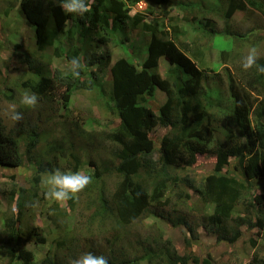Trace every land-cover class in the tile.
<instances>
[{
    "label": "trees",
    "instance_id": "obj_1",
    "mask_svg": "<svg viewBox=\"0 0 264 264\" xmlns=\"http://www.w3.org/2000/svg\"><path fill=\"white\" fill-rule=\"evenodd\" d=\"M18 1L23 21L35 32L38 49H52L51 55L56 58L70 61L78 56L82 61L93 42L107 45L113 41L116 32L122 30L118 29L119 25L132 31L141 29L143 35L151 36L144 61L137 59L132 64L120 59L113 66L108 64L112 56L106 61L113 102H106V106L117 113L119 123L108 133L90 134L87 138L89 151L107 147L111 163L97 164L91 160L94 170L88 174L92 176V183L77 199L68 200L67 211L60 206L53 207L52 219L56 224L78 212V216L74 215L76 226L72 231L67 230L66 237L61 239L69 237L68 253L63 260L77 258L78 253L94 252L106 256L109 264H210L195 254L199 226L217 235L218 243L229 246L241 239L243 226L264 230V74L257 73L255 68L245 71L241 67L246 48H257L264 38L254 30L241 33L230 27L236 15H244L247 9L264 15V0H152L158 6L156 9L147 7L134 14L133 8L146 0H87L90 11L83 17L66 13L59 0ZM171 10L183 14V25L171 16ZM216 16L226 22L223 33L232 38L230 50L214 48L213 42L219 34ZM69 22L72 26L67 30ZM213 52L217 64L232 62L233 69L226 68L221 79L218 72L209 70V66L208 70L205 68ZM162 58L172 66L166 77L158 71ZM258 63L264 65V54H259ZM8 70L10 67L4 66L0 83L7 85L12 80V71ZM85 71L88 69L82 68L80 76L73 78L70 72L63 74L55 70L43 74L38 67L25 68V75L18 83L23 91L30 90L40 101L46 99L67 106L79 87L99 86L93 79L83 80ZM14 85L13 90L7 88L11 94H6V98L10 101L16 97L18 84ZM157 88L167 97L162 106L153 102ZM99 91L102 93L101 86ZM158 128L165 131L161 139L152 136ZM76 131L83 133L79 127ZM218 132L224 140L217 137ZM31 133L34 137L40 135L37 127ZM20 138L19 132L7 133L0 125V168H20L24 155L31 156L35 146L26 142L28 147L23 154ZM67 139L70 140L67 137L64 142H54L50 151L55 150L57 155L42 161L46 164L37 169L36 184L48 171L56 168L68 171L61 165V155L68 160L77 145ZM200 155L214 156L216 163L214 171L205 174L203 181L195 185L188 169L197 164ZM231 159L236 161L234 173L229 170ZM77 167L73 166L74 170ZM192 191L196 202H192ZM18 196V212L6 216L1 224L0 261H5L3 264H69L59 260L56 251H51L53 254L43 262H37L27 243L48 242L35 228L34 234H23V195ZM15 199L12 191L9 200L13 203ZM204 207L212 208V212L208 213ZM182 208L188 212L183 213ZM154 209L169 210L177 218L168 215V221L176 228L187 229L183 247L171 240L162 242L159 238L162 231L142 242L131 239L128 229L152 215ZM110 218L115 223L107 228L106 221ZM57 229L62 233L65 228L57 225ZM97 230L107 238L98 246L92 243L98 237ZM85 233L88 238L84 237ZM63 245L60 241L59 246Z\"/></svg>",
    "mask_w": 264,
    "mask_h": 264
},
{
    "label": "rangeland",
    "instance_id": "obj_2",
    "mask_svg": "<svg viewBox=\"0 0 264 264\" xmlns=\"http://www.w3.org/2000/svg\"><path fill=\"white\" fill-rule=\"evenodd\" d=\"M147 7L156 9L158 6L152 0H146L134 7L133 13L143 12ZM9 8L13 9L6 15V11ZM166 8L167 6H165V10ZM182 15L180 11L171 10V16L177 19L181 25L184 24ZM236 17L230 25L232 30L241 33L254 30L260 37L264 38V15L250 8L245 11L244 15L243 13L241 15L237 14ZM215 18L219 22V34L213 42L216 46L214 48L217 51L222 49L230 50L232 38L228 34L223 33L226 22L223 19L220 21V17L216 16ZM148 20L150 21L151 18L148 17ZM71 26L72 24L69 22L67 30ZM118 29L122 30L116 32V35L113 36V41L107 45H99L93 42V45L88 46L89 48L84 53L82 64L84 65L83 68L88 69V72L85 71L86 74L83 80L93 79L99 85L98 87H90L87 89L79 87L71 97V101L67 106L62 102L51 103V101L45 99L42 101L39 100L38 106L35 109L25 108L19 103L20 96L24 91L20 88L21 83H18L19 78L25 75L23 74L25 73V68L31 69L32 67H38L43 74L53 73L55 70H59L64 74L69 72V61L66 58L52 56V49H45L43 51L38 49L36 38L34 37L35 32L33 34L30 26L23 21V17L19 12L18 0H0V74L3 73L2 70H4V66L6 65L10 67L8 71H12L13 74L9 84L0 83V125L7 133L14 131L20 133L22 136L20 138V145L23 154L28 147L26 142L35 146L31 156L24 155V164L22 167L16 169L0 168V230L3 219L6 216L14 214L15 211L16 213L18 212V207H16V202L20 201L18 195H23L21 198V202L23 203L21 222L23 234L28 235L30 232V234H34L32 230L35 228L39 235L48 242L45 244H36L32 240L27 243V248L33 250L38 263L43 262L48 255H52L53 253L51 251H56L61 261L69 262L71 259H74L68 257L67 260H63L64 256L68 253L66 245L69 243L67 242L69 237L67 236L65 240L61 239L66 237L67 230L72 231L74 226H76L78 212H75L66 220L60 219L56 224L54 217L52 219L54 205L60 206V209L67 211L65 207L68 205V201L66 203H57L45 197L46 187L42 184L43 177L38 184L34 182L37 169L46 164L45 162L42 163L44 159L49 160V157L52 155H57L55 150L50 151L54 142L59 140L64 142L67 137L70 138L67 141L75 142L74 146H77L69 153L68 160H66L67 157L65 155H61L60 161L62 163L61 165L65 167L64 170L71 168L70 170L73 172L83 171L88 174V172L90 173L91 170H94V167L90 165L91 160L96 161L97 164L103 162L111 163L109 153L106 150L107 147H97L93 151H89L90 146L88 145L87 138L90 134L108 133L114 125L119 123L117 113L110 111L106 106V102L108 101L113 104L112 98L110 97L112 85L110 83L109 71L105 69L106 61L109 58L108 56H112V62H108L111 66L120 59H126L130 63L136 64L138 60L141 59L144 61L148 56V49L151 42V36L149 34L144 33L148 36L146 37L143 35L141 29H139V32L137 30L132 31L129 27L123 29V25H119ZM74 40V44L76 45L78 36ZM64 45L68 48L67 41L64 42ZM15 46H19V49H14ZM249 47L245 50L246 54L250 49ZM257 49L259 54H264V42L260 43ZM215 60V54L213 52V57L208 58L205 68L208 70L209 66V70L213 69L218 72L220 79L224 76L223 74L226 68L233 69L232 62L224 65L217 64V62H214ZM170 66L168 61L162 58L158 70L159 73L163 77H166ZM32 72L33 70L31 72L29 71L28 75L31 76ZM35 79L38 80V77L35 76ZM12 84H18V86L16 87L17 92L14 90L16 92L15 99L10 101L6 98V94H11L10 91H7L8 87H11L13 90L16 86H12ZM100 86L102 93L99 91ZM166 101V94L157 88L155 96L153 97L154 104L162 106ZM13 105L24 116V119L16 124H13L3 115V111ZM35 127L38 128V133H40L36 137L31 133V130ZM77 127L83 133L78 134L76 131ZM164 134V129L158 128L152 133V136L161 139ZM217 137L224 140L221 132H218ZM71 144L68 146L71 147ZM96 149L99 150L96 151ZM231 162L229 170L234 173L236 161L235 159H231ZM215 163L216 159L214 156L200 155L197 164L188 169V176L195 181V185H199L206 176L205 174L214 171ZM73 166H78L77 170H74ZM12 191L16 195L13 203L9 200ZM192 193L194 196L192 202H196V196L193 191ZM33 202H36L35 206H33ZM204 210H208V213L212 212V208L209 207H204ZM187 212V209L183 211V213ZM168 215H170L169 210L154 209L152 215L143 218V220L138 221L128 229L131 239H139L142 242L149 235L152 237L162 231V235H159L162 242L171 240L174 244L183 247L187 229L185 227H174L168 221ZM170 216L173 219L174 217L177 218L174 214ZM64 223L66 224L65 226L63 225ZM113 223H115L114 220H111V218L107 219V228ZM57 225L65 228L62 233L58 232ZM96 232H98V237L92 240V243L98 246L106 241L107 238L104 234L101 235L98 230ZM241 233V239L234 245L229 246L225 243H218L217 235L210 233L207 228L199 226L196 229L199 244L195 246V254L203 260H208L210 264H263L264 230L258 228L249 230L246 226H243L241 227ZM84 237L88 238V235L85 233ZM84 237L81 238V242L85 240ZM60 241L64 242L63 246H59ZM253 241L255 242L254 245L252 244ZM78 255L80 256L81 254L78 253ZM3 262L0 261V264H3Z\"/></svg>",
    "mask_w": 264,
    "mask_h": 264
},
{
    "label": "clouds",
    "instance_id": "obj_3",
    "mask_svg": "<svg viewBox=\"0 0 264 264\" xmlns=\"http://www.w3.org/2000/svg\"><path fill=\"white\" fill-rule=\"evenodd\" d=\"M59 5L66 13L81 17L90 11L87 0H59ZM258 60V49L252 46L242 59L241 67L245 71L255 68L257 73L264 74V65L259 64ZM83 66L81 58L74 56L69 61L68 71L73 78H78ZM38 101L39 98L35 93L25 90L20 96L19 103L25 108L35 109L38 106ZM3 115L13 124L24 119L23 113L17 110L14 105L5 109ZM91 183L92 176L83 171H62L59 168L44 173L42 179V184L46 187L45 197L57 203H66L68 200L77 199L78 194ZM35 203L33 202V206H35ZM69 264H109V261L102 254L96 255L93 252H84L77 258L71 259Z\"/></svg>",
    "mask_w": 264,
    "mask_h": 264
}]
</instances>
